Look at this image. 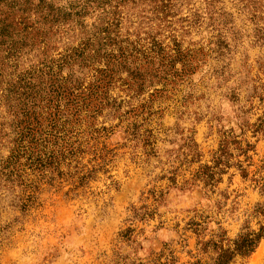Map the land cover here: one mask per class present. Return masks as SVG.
I'll use <instances>...</instances> for the list:
<instances>
[{
  "label": "rangeland",
  "instance_id": "rangeland-1",
  "mask_svg": "<svg viewBox=\"0 0 264 264\" xmlns=\"http://www.w3.org/2000/svg\"><path fill=\"white\" fill-rule=\"evenodd\" d=\"M38 3L0 0V28L38 25ZM108 10L121 16L120 40L154 43L151 60L130 58L97 96L63 102L32 149L14 145L0 102V264H216L264 227V0H111ZM80 32L50 34L48 52ZM74 71L89 84L92 71ZM229 264H264V236Z\"/></svg>",
  "mask_w": 264,
  "mask_h": 264
},
{
  "label": "trees",
  "instance_id": "trees-1",
  "mask_svg": "<svg viewBox=\"0 0 264 264\" xmlns=\"http://www.w3.org/2000/svg\"><path fill=\"white\" fill-rule=\"evenodd\" d=\"M110 4L111 0H76L61 7L56 6L54 0H39L35 8L40 13L41 20L36 22L38 25L17 23L21 28L18 32L11 25L0 28V102L8 107V113L12 115L9 126L16 132L13 142L20 150L38 145L37 134H45L43 123H48V127L56 123L54 120L59 116L63 102L77 106L97 96L100 90L110 85L117 73L115 69L121 63L122 66L133 63L130 58L151 60L154 43L138 48L133 40H120L122 19L117 13L109 14ZM95 13L96 19L99 17L98 22L87 24L86 17ZM65 25L78 28L83 36L64 52L50 54L47 39ZM33 31L36 32L34 35ZM24 48L28 50L23 51ZM33 53L35 60L30 61L29 66L20 68L23 56ZM6 65L9 68L7 74L2 70ZM76 67L78 71L83 72L86 67L92 71L88 85L82 81L84 76L78 79L75 75ZM137 69L135 67L129 72L130 81L136 82L140 78L137 77ZM65 70H68L67 74L63 73ZM2 132L0 130V135ZM263 236L264 227L257 233L241 234L233 242V249H221L216 264H229L236 255H250ZM164 264H170L169 259Z\"/></svg>",
  "mask_w": 264,
  "mask_h": 264
}]
</instances>
